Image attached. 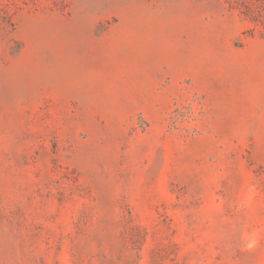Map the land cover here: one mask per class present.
<instances>
[{"label": "rangeland", "instance_id": "1", "mask_svg": "<svg viewBox=\"0 0 264 264\" xmlns=\"http://www.w3.org/2000/svg\"><path fill=\"white\" fill-rule=\"evenodd\" d=\"M0 264H264V0H0Z\"/></svg>", "mask_w": 264, "mask_h": 264}]
</instances>
